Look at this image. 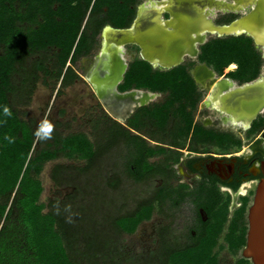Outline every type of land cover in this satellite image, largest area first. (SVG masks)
Segmentation results:
<instances>
[{
	"label": "trees",
	"instance_id": "obj_1",
	"mask_svg": "<svg viewBox=\"0 0 264 264\" xmlns=\"http://www.w3.org/2000/svg\"><path fill=\"white\" fill-rule=\"evenodd\" d=\"M140 2L0 0V264H220L214 248L224 232L228 207L218 189L211 191L214 204L204 205L210 219L187 242L168 239L162 251L132 254L124 249L122 236L149 219L156 202L161 204L164 198L157 190L149 199L137 195L132 208L128 202L117 208L112 173L103 169L105 158L112 155V126L106 127L104 141L96 145L82 132H51V141H44L45 133L40 132L39 141L45 145L35 150L34 120L25 119L14 103H29L41 71L64 85L71 83L77 77L76 63L92 55L102 28L129 26ZM198 59L219 73L237 61L235 73L241 80L258 74L263 62L253 39L244 34L210 38L200 45ZM193 65L190 61L154 68L138 56L129 63L120 87L168 91L167 103L184 107L194 90L189 74ZM61 155H79L86 163L55 164L51 178L73 189L45 203L40 199L39 175L47 161ZM144 157L139 152L135 158L139 179L147 173ZM247 203L245 198L225 234L234 252L245 242ZM247 262L241 256L235 264Z\"/></svg>",
	"mask_w": 264,
	"mask_h": 264
},
{
	"label": "flooded vegetation",
	"instance_id": "obj_2",
	"mask_svg": "<svg viewBox=\"0 0 264 264\" xmlns=\"http://www.w3.org/2000/svg\"><path fill=\"white\" fill-rule=\"evenodd\" d=\"M240 1L237 4L243 5L245 0ZM248 10L247 7L244 10H216L214 21L228 23ZM100 43L97 51L90 55L91 61L86 69L95 60ZM127 48L131 49V53L138 54L135 45H128ZM256 48L261 52L258 46ZM262 58L259 73L247 80H241L235 73L239 67L237 61L228 63L224 73H219L210 66L214 76H203L204 80L211 82L208 87L201 81L202 74L195 75L190 69L194 90L189 99L193 104L189 101L184 107L179 103H167L168 91L138 87L121 89L123 80L115 88L108 87V90L117 95H120L117 91L132 89H140L137 92L149 90L150 94L155 95L147 101L139 100L115 115L112 114L114 145L111 173L117 208L125 202H128L125 204L130 208L136 206L134 198L137 195L149 199L153 192H162L164 200L161 204L156 202L151 216L158 215L163 219L156 228L159 250L166 249L168 239L182 244L190 239L191 234L196 235L203 222L210 219V213L204 205L214 204L216 197L211 195V191L218 189L224 197L223 201L227 202L229 224L235 219L236 211L244 205L245 198L251 204L256 186L263 177L264 106L252 118L237 120L233 114L219 108L223 103L219 82L225 81V85L229 87L227 90H230L259 80L260 84L255 92L258 96H264L263 55ZM197 60L194 65L201 63L198 56ZM87 81L98 96L94 83L89 79ZM137 92L133 93V97ZM98 98L102 101V98ZM102 103L104 105L103 101ZM159 108L160 112L157 113ZM139 152L145 155L147 164V173L142 179L137 177L141 169L135 163ZM185 204L193 209L190 226L176 222L180 215L179 209ZM222 204L223 202L219 205ZM249 205H246L245 211L247 228ZM230 212L232 213L229 215Z\"/></svg>",
	"mask_w": 264,
	"mask_h": 264
},
{
	"label": "water",
	"instance_id": "obj_3",
	"mask_svg": "<svg viewBox=\"0 0 264 264\" xmlns=\"http://www.w3.org/2000/svg\"><path fill=\"white\" fill-rule=\"evenodd\" d=\"M146 5L141 1L132 23L127 27H114L106 24L100 34V48L95 55L101 61V72L95 71L89 77L100 98L104 88H115L123 80L129 61L133 55L128 45H135L140 58L154 68L169 69L185 61L186 57H197L199 46L208 40L209 35L218 37L230 35L250 36L264 56V0H152ZM248 11L228 23H216V10ZM213 69L207 63H197L191 68L195 75ZM206 78L210 74L204 75ZM96 78V79H95ZM221 80L219 92L222 104L219 108L234 115L237 120L252 118L264 106V96L256 94L259 80L244 83L232 88ZM132 89L116 92L121 97L137 92ZM226 92H223L225 91ZM147 94L151 91L141 90ZM263 177L259 180L251 204L247 211L248 228L246 242L241 250L244 258L252 264H264V161Z\"/></svg>",
	"mask_w": 264,
	"mask_h": 264
},
{
	"label": "rangeland",
	"instance_id": "obj_4",
	"mask_svg": "<svg viewBox=\"0 0 264 264\" xmlns=\"http://www.w3.org/2000/svg\"><path fill=\"white\" fill-rule=\"evenodd\" d=\"M213 37L216 36L209 35L208 40ZM98 47L99 44L96 45L92 54L97 51ZM133 54L134 56L130 54L127 55L129 62L139 56L138 54ZM90 57L91 56L82 57L76 63L75 72L77 77L69 84L64 85L61 79L57 80L50 74L41 71L29 103L22 104L23 102L21 103V101L14 102L25 119L31 118L34 120V127L37 129V133H45L43 122H48L52 125L51 132H58L63 135L82 132L86 134L95 145L104 141L103 131L106 127L112 126L113 116L103 105L102 101L99 100L93 87L85 78L84 70L91 61ZM190 61L196 63L198 60L197 57H187L184 62L188 63ZM17 78H20V76L17 75ZM18 81H20V79H18ZM23 112H25V114ZM39 135H36L35 150L45 145V142L39 141ZM51 140V137L44 139V141ZM112 162V155L105 158L103 162L104 171L111 172ZM58 163L82 166L86 163V159L79 157V155H61L44 164L39 177L43 185V192L40 199L45 203L51 198H62L73 189V187L69 185L60 186L51 178V169ZM249 204L250 202L247 203V205ZM179 210L180 215L177 217L176 222H183L190 226L192 224V206L185 204ZM231 213L232 212H230L229 215ZM243 220L246 221L245 218ZM161 222H163V219L158 215H153L151 219L142 221L133 233L124 234L122 236L124 249L132 254L143 253L146 256L153 251L159 250L157 243L158 230L156 228ZM228 227L229 221L226 222L219 243L214 248L220 264H235L237 259L242 256L241 250L244 243L234 252L225 238ZM247 264H252L250 259H248Z\"/></svg>",
	"mask_w": 264,
	"mask_h": 264
},
{
	"label": "bare ground",
	"instance_id": "obj_5",
	"mask_svg": "<svg viewBox=\"0 0 264 264\" xmlns=\"http://www.w3.org/2000/svg\"><path fill=\"white\" fill-rule=\"evenodd\" d=\"M152 0H146V5L152 4ZM101 61L97 59V61H93L86 69L84 75L86 79H89L91 74L95 71H100L101 72ZM210 67V66H209ZM213 75V71L209 68L206 70L204 74L200 76L201 81L205 87H208L211 85V82L208 80H204L203 76L204 75ZM214 76V75H213ZM136 92V91H135ZM153 94H147L145 92L139 91L136 93L135 97H133V93H130L129 95H125L124 97H121L120 95L114 94L113 91L108 90V88H104L103 96H102V101L104 102L105 107L110 111L111 114L115 115L116 112L122 111L124 108L128 107L134 102H138L139 100H149L151 99ZM228 119V118H225ZM233 120V119H232Z\"/></svg>",
	"mask_w": 264,
	"mask_h": 264
},
{
	"label": "clouds",
	"instance_id": "obj_6",
	"mask_svg": "<svg viewBox=\"0 0 264 264\" xmlns=\"http://www.w3.org/2000/svg\"><path fill=\"white\" fill-rule=\"evenodd\" d=\"M4 112H5V114H8V109L6 107L4 109ZM43 126L44 127H47V131L45 132V135L42 136L41 138L42 139L50 138V136H51V130H52V125L50 123H48V122H43ZM37 134L39 135L40 133L38 132Z\"/></svg>",
	"mask_w": 264,
	"mask_h": 264
},
{
	"label": "snow or ice",
	"instance_id": "obj_7",
	"mask_svg": "<svg viewBox=\"0 0 264 264\" xmlns=\"http://www.w3.org/2000/svg\"><path fill=\"white\" fill-rule=\"evenodd\" d=\"M44 131H45V132L47 131V127H45Z\"/></svg>",
	"mask_w": 264,
	"mask_h": 264
}]
</instances>
